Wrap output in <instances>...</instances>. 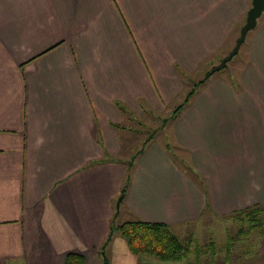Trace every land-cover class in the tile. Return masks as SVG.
Here are the masks:
<instances>
[{
    "label": "crops",
    "instance_id": "crops-1",
    "mask_svg": "<svg viewBox=\"0 0 264 264\" xmlns=\"http://www.w3.org/2000/svg\"><path fill=\"white\" fill-rule=\"evenodd\" d=\"M252 1L0 0V264H65L69 253L101 264L110 233V264H151L122 224L111 232L121 205L130 221L167 225L191 264H264V17L244 43L238 92L224 83L195 98L170 122L172 148L156 135L123 148L186 76L228 56ZM232 133L239 172L214 162L230 158ZM173 147L190 153L191 173ZM254 209L262 230L239 241L223 223Z\"/></svg>",
    "mask_w": 264,
    "mask_h": 264
},
{
    "label": "rangeland",
    "instance_id": "rangeland-1",
    "mask_svg": "<svg viewBox=\"0 0 264 264\" xmlns=\"http://www.w3.org/2000/svg\"><path fill=\"white\" fill-rule=\"evenodd\" d=\"M263 17H264V13H263L262 17L258 20V24L262 23ZM246 18H247V16L242 19V21L240 22L241 25H243V24L245 25ZM240 32H241V30H240ZM240 32H239V36H240ZM237 40H238V38H237ZM237 40H236V42H237ZM246 43H247V41H246ZM235 46H234V48H235ZM234 48L230 51L228 56L232 53ZM227 57H225L223 59V61ZM223 61L207 62V64H205V66L203 67V68H205V71H201V72L194 74L192 76H189V77L186 76L190 85L185 83V86H186L184 88L185 92L177 99L175 104L172 105L171 107H169L168 111H163V112L152 111V112L147 113L145 119L141 120V121H143V124H145V125H143L141 128L137 127V133L140 135V137L137 135V140L135 142H133L132 145H131V143H129V144L125 143L123 148L124 149L128 148L131 153L137 152L141 148L144 141H146L147 139H149L151 136H153L155 134H156V139H161L165 142V144H167V142L169 140H165V137H167L168 132L173 131V124L170 123L171 120L173 119V117L175 116V115H173V112L177 109L176 113L178 114V117L180 118L182 116V114L185 113V110L190 106L189 104H191L193 101H195L198 96H199L198 97V99H199L203 95V92L206 89L208 90V88H210L208 91L211 93L212 92V91H210L211 89L219 87L221 85H224V83H228V84H231L233 86V88H235V90L238 92L240 90V86H241L240 73H242L243 71L245 72V69H248V67L250 65L249 64V56L246 53V45L244 44L241 47L239 53L231 61H229L226 64L225 68H221ZM208 73H211V75L209 78H206ZM190 78H192V79H190ZM187 79H185V81ZM204 80H206V81L204 82ZM207 90L204 92V94L207 92ZM192 91H194L193 97L186 100L187 99L186 97ZM186 101L188 103H186ZM185 118L186 117H184L183 119H185ZM160 126L163 127L164 131H162L160 129ZM159 130L161 133H157V131H159ZM170 134L172 135V137L174 139V133H170ZM232 134L235 135V133H232ZM237 139L238 138L236 135H235V137L232 138V140H233L232 145L235 147H233L234 149L232 150V153L228 154V156H230V158H224V157L221 158L218 155V157H220V158H218L217 160L214 161V162H219V165L224 164L225 166L232 167L235 170V172H239V159H240V157L238 155L239 140L237 142ZM175 142H176V140H175ZM172 154H173L174 158L177 160V162L179 163V165L182 168H184V170L186 172H189V173L192 172L191 166H194V163L192 162V157H191L190 153L189 154L186 153L184 150L180 149L179 147H173ZM232 155L234 157H232ZM128 157H129V154L127 153V156L126 157L124 156L123 158L128 161L129 160ZM224 161L225 162L229 161V162L225 164ZM236 177H238V175ZM219 194H220V191H219V189H217V195H219ZM119 199L120 198H118L116 201L117 202V208H118ZM118 209H119V217L117 219L116 226H119L120 224H123L127 221L134 220L133 218H131V216L124 215V212L126 211L125 206L121 205ZM236 216H239V215L237 214ZM239 217H241V215ZM241 218L243 219L242 221L240 219H238V220L236 219V220H234V222L225 221L223 223L224 225L230 227L227 230L233 231L235 233L234 236H236L235 238H238L239 241L241 240V237L244 236V235H239V234L236 235V232H238L240 230H241V232H240L241 234L248 233V232L251 233V231H256V230L260 232L262 230L261 221L257 222V220H256V219H260V216H256V215L254 216V218L256 220L255 222H252L253 219L251 218V216L249 217L248 221H247L246 217H241ZM254 237H255V235H249L248 241H250L252 238L254 239ZM190 241H192V240H190ZM219 241H220V243H223L224 239L219 238ZM231 241H232V238H231ZM242 241H243V239H242ZM179 242H180V240H179ZM182 242L185 245H187L184 242V240H182ZM181 245H182V243H181ZM235 246H239V242H237V244H235ZM249 246L251 247V245H249ZM183 248H184V256L181 260H179V261H161L155 257L150 256L156 260V261L152 260L151 264H191L192 262L190 261V259H192V257L189 256V252L187 251V248L185 246H183ZM251 252H255V251L252 250ZM231 258L233 260L232 264H240V262L238 261L239 259H242L243 261L246 259L249 262H252L255 259V256L253 254L252 255H246V256L238 254V256L236 255L235 257L233 256ZM185 259H187V261H184ZM234 260H236V261H234Z\"/></svg>",
    "mask_w": 264,
    "mask_h": 264
},
{
    "label": "trees",
    "instance_id": "trees-1",
    "mask_svg": "<svg viewBox=\"0 0 264 264\" xmlns=\"http://www.w3.org/2000/svg\"><path fill=\"white\" fill-rule=\"evenodd\" d=\"M210 75L211 73H208L206 78H209ZM205 81L206 80H204V82ZM193 95L194 91L190 92L186 97V100L193 97ZM186 103L188 102L186 101ZM176 112L177 109L173 112V115L175 116L171 121L177 119L178 114ZM161 129L163 130V127ZM155 135L151 136L150 140L154 138ZM169 143L167 145L172 148V145ZM243 214L246 215L248 219L251 216V218L253 219L252 222H255L256 220L257 222H260L262 219L261 209L244 210L238 213L239 216ZM255 215L260 216V219L255 220ZM115 229L116 225L111 228V232H114ZM117 230L127 240L130 250L136 255L152 256L161 261H179L184 256L183 246L179 242L178 238L170 231L169 227L165 224L136 220L123 223L117 228ZM112 236L113 233H110L107 241L105 242V244H103L99 251L101 264H110L106 254V250L108 245L112 241ZM65 264H85V258L79 253H69L67 255Z\"/></svg>",
    "mask_w": 264,
    "mask_h": 264
},
{
    "label": "water",
    "instance_id": "water-1",
    "mask_svg": "<svg viewBox=\"0 0 264 264\" xmlns=\"http://www.w3.org/2000/svg\"><path fill=\"white\" fill-rule=\"evenodd\" d=\"M263 13L264 0H253L251 9L247 14L245 25L242 27L240 36L236 42V46L232 53L223 61L221 68H224L226 64L239 53L241 47L246 41L248 33L257 27L258 20L262 17ZM122 200L123 198H120L118 206L120 205Z\"/></svg>",
    "mask_w": 264,
    "mask_h": 264
}]
</instances>
